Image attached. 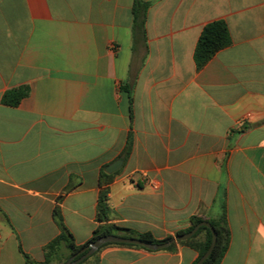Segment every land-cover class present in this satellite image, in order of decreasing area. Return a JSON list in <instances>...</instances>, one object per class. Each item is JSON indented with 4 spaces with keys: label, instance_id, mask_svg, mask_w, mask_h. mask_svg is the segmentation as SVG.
<instances>
[{
    "label": "crops",
    "instance_id": "0c3cea01",
    "mask_svg": "<svg viewBox=\"0 0 264 264\" xmlns=\"http://www.w3.org/2000/svg\"><path fill=\"white\" fill-rule=\"evenodd\" d=\"M219 20L231 44L198 69ZM102 172L110 224L163 240L225 217L221 264H264V0H0V264H45L56 207L86 244ZM176 244L110 245L85 264L197 263Z\"/></svg>",
    "mask_w": 264,
    "mask_h": 264
},
{
    "label": "trees",
    "instance_id": "16d2710c",
    "mask_svg": "<svg viewBox=\"0 0 264 264\" xmlns=\"http://www.w3.org/2000/svg\"><path fill=\"white\" fill-rule=\"evenodd\" d=\"M149 4L141 3L139 1L136 2L134 7V11L136 14L137 21L141 20L140 14L147 10ZM231 44L230 33L226 23L222 20L214 21L208 24L202 31L201 36L198 40L196 49H195V62L198 69L203 68L208 64V62L222 49L227 48ZM30 94L29 87H20L13 90L8 91L2 98V102L4 105L9 107H17L22 100L27 98ZM131 151V143L128 145L125 155H129ZM113 182V176L109 175L105 172H102L100 175V193L98 199L97 206V222L98 225L94 230L92 238L84 245L78 246L73 234L66 227L64 223V219L61 214V210L59 207H56L54 210V217L58 226L60 227L61 233L60 235L51 241L48 245H46L45 252V264H50L56 259H58L60 264H65L72 256L79 253L82 249L86 248L91 243L95 242L99 238L106 236H121L124 238H136L145 243L150 244H163L173 239V237H167L163 240H156L151 234H137L130 229H126L120 227L115 224H110V214L111 207L109 204V193H110V185ZM61 201V198L58 200ZM206 221L200 217H193L191 219V226L183 231H180L177 235H183L191 232L198 224ZM213 226L216 234H217V243L209 258L203 264H221L224 256L226 255L231 241V231L228 225L226 218L219 221L208 220ZM212 233L206 227H201L198 232L188 241L179 242L182 245H188L192 247L199 253V259L204 256V254L208 251L209 247L212 243ZM110 245H120V244H107L104 245L98 252H96L93 256L87 258L80 264H85L91 258L95 257L99 254L104 248ZM177 244L170 246L165 251H174ZM120 246H129V247H137L134 245H120ZM66 251L67 255H62V253ZM149 251V250H148ZM152 252V251H150ZM81 256H78L80 258ZM61 258V259H60ZM26 263L25 264H35L29 257L25 256ZM198 259V260H199Z\"/></svg>",
    "mask_w": 264,
    "mask_h": 264
},
{
    "label": "water",
    "instance_id": "95a60500",
    "mask_svg": "<svg viewBox=\"0 0 264 264\" xmlns=\"http://www.w3.org/2000/svg\"><path fill=\"white\" fill-rule=\"evenodd\" d=\"M121 166H122V161L119 160L116 163H114L113 165L109 166L107 168V171L110 174H112V173L118 171ZM201 227L208 228L211 231L212 236H213L212 243H211V246L209 247L208 251L196 263V264H203L209 258V256L212 254V252L216 246V243H217V234H216L213 226L211 225V223L208 221L201 222L191 232L183 234V235H177L172 240H170L166 243H163V244H150V243H145V242H143L139 239H136V238H124L121 236L102 237V238H99L98 240H96L95 242L91 243L90 245H88L86 248L82 249L76 255L72 256L65 264H80L81 262H83L87 258L93 256L104 245H107V244L134 245V246H139V247H142L146 250L153 251V252L165 250V249H168L170 246H172L176 243L188 241L198 232V230ZM78 256H81V257L77 259Z\"/></svg>",
    "mask_w": 264,
    "mask_h": 264
},
{
    "label": "rangeland",
    "instance_id": "374dc122",
    "mask_svg": "<svg viewBox=\"0 0 264 264\" xmlns=\"http://www.w3.org/2000/svg\"><path fill=\"white\" fill-rule=\"evenodd\" d=\"M63 254H64V255H67V252L64 251V252L62 253V255H63ZM60 259H61V258H60ZM60 262H61V261H59V264H60Z\"/></svg>",
    "mask_w": 264,
    "mask_h": 264
},
{
    "label": "built area",
    "instance_id": "2783aa9c",
    "mask_svg": "<svg viewBox=\"0 0 264 264\" xmlns=\"http://www.w3.org/2000/svg\"><path fill=\"white\" fill-rule=\"evenodd\" d=\"M155 188V187H154Z\"/></svg>",
    "mask_w": 264,
    "mask_h": 264
}]
</instances>
